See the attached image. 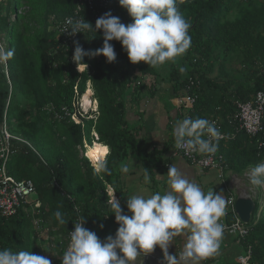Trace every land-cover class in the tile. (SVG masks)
I'll return each mask as SVG.
<instances>
[{
  "label": "trees",
  "instance_id": "trees-1",
  "mask_svg": "<svg viewBox=\"0 0 264 264\" xmlns=\"http://www.w3.org/2000/svg\"><path fill=\"white\" fill-rule=\"evenodd\" d=\"M32 2L36 10L32 8L29 13L39 12L35 13L36 17L41 16L43 11L47 13L39 23L33 14H26L23 18L24 29L21 32L16 29L14 22H9L8 12L4 9L9 5L0 3V29L3 30L4 25V30H8L5 35L8 49L13 50L17 56H13L6 63L8 75L12 79L7 115L11 132L27 138L37 147L41 146L45 151V159L41 162L32 150L22 145L11 157L8 172L17 180H31L34 183L35 199L43 204L40 211L43 221H46L51 210L54 215L57 211L62 213L66 223L62 225L61 232L64 233L60 235L63 238L60 245L61 254L55 262L53 261V264H61L63 253L69 244V234L74 231L73 225L80 217L85 218L84 227L94 232L101 242L108 236L115 238L119 225L107 205V199L111 196L110 189L116 192L122 214L131 215L116 172L117 166L130 151L135 150L142 155L138 131L133 133L128 128L127 105H138L140 110L137 114L141 115L142 96L147 93L153 95L154 92L146 90L142 84L137 85V80L141 77L157 79L160 74L157 68H151L144 63L131 64L121 43L115 40L110 42L116 54L115 62L110 64L103 56H85L82 63L87 65L88 69L79 74L75 70L76 64L71 61L74 44L72 48L65 50L61 39L50 26L55 19L72 16L79 0L40 2L38 5L41 10H37V1ZM176 4L191 25L188 31L191 46L182 57L183 63L187 65V77L182 78L177 68H171L169 82L174 91L186 90V94L195 99L188 115L182 120H222L221 131L234 133L235 138L230 141H218L216 154L220 158L219 164L223 173L231 171L236 175L240 174L249 166L264 160V149L257 150L254 139L238 130V124L233 119L236 102L250 101L257 92L264 89V0H176ZM235 9H239L238 17L232 21L228 20V15ZM12 10L17 22L20 18L17 16L18 7ZM99 10L101 16L110 12L125 25L133 22L127 11L120 7L119 0H111L110 8ZM79 16L84 22L92 25L94 32L85 31L76 42L85 52L101 49L103 32L95 31L94 15L83 7ZM32 23H38L36 27H39V32L42 30L41 34L32 27ZM32 31H35L33 35ZM59 45L61 47L57 48ZM235 52H240L244 59L241 64L245 71L243 80L228 78L216 82L210 78L216 67H219V72L223 74L225 55ZM137 71L141 76L137 75ZM0 79V84L3 82L0 87L1 122L9 96L8 83L2 69ZM87 82H91L95 90L98 116L95 121L89 119L82 123H73L69 119L68 122H61L68 143L59 149L50 143L45 134V126L42 129L36 128L38 120L43 118L41 109L51 106L62 116L69 114L70 117L73 114L75 87L83 94ZM19 94H23L31 104L27 108L29 111L25 108L18 112L15 121L17 125L13 126L12 114L16 110L15 100ZM31 111L36 112L32 120L30 117L34 113ZM92 131L96 137L93 142L95 144L91 143ZM83 140H88V145L97 149L99 162L102 156L108 153L104 161L111 172L110 175L95 174L94 168L86 159H79L76 149L82 145ZM169 145L172 147L171 156L174 140L170 141ZM25 152L28 157L23 155ZM140 159L146 160L147 155L141 156ZM36 163L39 164L38 168L34 165ZM162 168L167 169L164 164ZM144 169L146 170V167ZM158 171L162 172V169ZM52 179L55 184L51 183ZM257 210L255 203L252 217ZM29 211L30 209L25 207L12 217L0 218V250L10 248L13 251H31L34 254ZM252 217L247 225L249 234L242 244L250 247L253 262L264 264V218L253 225ZM224 220L228 224L233 222L230 212L224 215Z\"/></svg>",
  "mask_w": 264,
  "mask_h": 264
},
{
  "label": "clouds",
  "instance_id": "clouds-1",
  "mask_svg": "<svg viewBox=\"0 0 264 264\" xmlns=\"http://www.w3.org/2000/svg\"><path fill=\"white\" fill-rule=\"evenodd\" d=\"M119 5L133 22L125 25L110 12L98 18L95 31L102 30L103 47L85 52L74 42L72 60L77 70L87 68L82 63L85 56H103L108 63L115 62L116 54L110 44L114 40L121 43L131 64L144 63L151 68L175 62L190 48L188 31L191 25L180 13L176 0H119ZM67 23L71 25L67 32L72 36L94 32L92 25L83 19L73 21L69 18ZM13 56V50L0 45V64H6ZM173 136L177 149L211 157L218 150L221 133L207 119L185 118L174 127ZM121 171L127 173L129 169L123 167ZM94 172L111 174L106 161L96 163ZM166 176L164 194L128 197L126 203L131 215L122 214L116 192L110 189L107 205L119 225L115 238L108 236L101 242L94 232L84 227L85 218L80 217L73 225L74 231L70 232V242L61 264H135L138 258L153 254L157 247L163 253V264H202L218 254L224 233L220 219L229 201L213 189L205 193L174 165L168 168ZM144 179L146 183L149 181L147 170ZM249 180L253 186L264 187V162L251 168ZM55 218L61 225L66 223L60 211L55 213ZM179 237H184L183 247L177 254L170 255L169 247ZM0 264H51V261L31 251L5 248L0 250Z\"/></svg>",
  "mask_w": 264,
  "mask_h": 264
},
{
  "label": "crops",
  "instance_id": "crops-1",
  "mask_svg": "<svg viewBox=\"0 0 264 264\" xmlns=\"http://www.w3.org/2000/svg\"><path fill=\"white\" fill-rule=\"evenodd\" d=\"M154 82L155 85L151 88L154 94L147 93L142 96L141 106L143 107L141 108L143 113L141 115L138 116L137 114L140 110L138 105L131 103L127 105L128 125L133 133L137 131L139 133L138 141L141 144L142 155L135 150L130 151L128 156L116 168L123 196L127 200L128 197L133 195L149 197L157 192L164 194L167 191L166 175L168 168L174 165L189 180L198 184L205 193L209 189H213L214 193L222 194L226 199L228 192H233L236 187L234 180L238 174L236 175L231 171L219 173L216 170H199L181 158L170 156L172 147L170 148L169 142L174 140L173 129L178 122L182 121V116L185 115L177 100L184 96V92L174 91L169 79L161 82L154 80ZM145 155H147V159L141 160L140 157ZM86 157L88 158L87 153ZM104 158L105 155L102 156L101 161ZM163 164L167 166V169L162 168ZM123 167H127L129 171L127 173L122 172ZM144 167L149 173L147 183L144 179ZM159 169H162V172H159ZM220 174L223 176L221 180L219 178ZM263 218L262 210H257L252 217L253 225H256ZM223 219L224 216L221 217L220 221ZM183 244L184 237L177 238L174 244L169 247V254H177L182 249ZM245 251L246 247L236 241L234 236L223 233L218 254L202 261V264H237L235 259L244 256ZM135 264H163V253L157 247L153 254L138 258Z\"/></svg>",
  "mask_w": 264,
  "mask_h": 264
},
{
  "label": "built area",
  "instance_id": "built-area-1",
  "mask_svg": "<svg viewBox=\"0 0 264 264\" xmlns=\"http://www.w3.org/2000/svg\"><path fill=\"white\" fill-rule=\"evenodd\" d=\"M110 6L111 0H79L72 16L67 15L55 19L50 23V26L54 30L57 37L61 39L62 46L65 47L66 50L72 48L74 42H76L78 37L83 34L77 33L75 36H72L69 32H67L71 30V25L67 23L69 18L73 21L82 19L79 15L82 8L85 7L91 15H94L95 20H97L101 17L99 9L104 11L110 8ZM60 47L61 45L57 48ZM3 66L5 70V78L8 79L9 75L7 65L3 64ZM75 70L80 74L86 69L83 67L81 70L80 67L77 70L76 66ZM139 84L145 86L147 90H151L154 85L151 77H141L137 80V85ZM183 92L184 96L177 99L178 105H180L181 110L185 113L182 118L188 115V112L192 108L195 101L194 98L186 94V90ZM10 97L11 90L9 91L8 100L0 122V218L12 217L16 215L19 210H22L25 207H28L30 210H35L40 207V204L34 198V183L31 180H17L13 176L9 175L8 172L10 159L16 150L19 149L18 145L22 144L31 148L30 145L24 141V139L17 137L10 130L9 117L7 115ZM233 119L238 124V130H241L245 135L254 139V146L257 150L264 149V89L257 92L250 101L236 102ZM208 121L214 123L216 128L221 133L219 141H230L235 138L234 133H223L221 131V126L223 125L222 120L210 119ZM171 157L181 158L199 170H216L222 173L223 168L219 164L220 158L217 154L208 157L201 155L198 152L186 153L183 149H177L174 145ZM221 177L222 174L219 175V178ZM236 198V195L228 192L226 200H228L229 203L226 208L228 209V212L231 213L233 222L228 224L224 219L220 222L224 226V233L234 236L236 241L242 243L249 234V228L247 226L248 224L245 225L240 221L234 211ZM235 261L237 264H256L252 261V252L250 247H246L244 256L237 257Z\"/></svg>",
  "mask_w": 264,
  "mask_h": 264
},
{
  "label": "rangeland",
  "instance_id": "rangeland-1",
  "mask_svg": "<svg viewBox=\"0 0 264 264\" xmlns=\"http://www.w3.org/2000/svg\"><path fill=\"white\" fill-rule=\"evenodd\" d=\"M35 1H37L36 2L37 8H39L37 10H41L38 3L47 2L48 0H35ZM0 3H3L4 5H9V7H7V6L4 7V9L8 12L7 14L9 16V22L10 23L14 22V24L17 25L16 29L20 32L24 29V25H25V19H23L24 16L26 14H33L35 16L36 15L35 13H39V12H35V11L29 13L30 9L34 8V6H33L34 4H33L32 0H0ZM16 6L18 7L17 16L20 17L17 19V22H16L15 14L12 13L13 12L12 8L14 9ZM42 13H41V16H37V17L35 16L38 23L42 21V19L44 18V15H46L47 12L43 11ZM238 15H239V9H235L232 11L231 14L228 15L227 19L232 21L236 17H238ZM38 23H36V24L32 23V25H33L32 27L35 28L36 31L39 32V30H40L39 27H36ZM4 29H5V26L3 25V30L0 29L1 30L0 31V45H3L8 49L9 44L5 38V35L8 34V30H4ZM34 33H35V31H32V35ZM41 33H42V30H41V32H39V34H41ZM13 37H15V29L13 31ZM13 40H14V38H13ZM14 57L17 58V56H15V55H14ZM182 57L183 56L177 58L175 62H166L163 66L158 67L157 70H158V73L160 74V77H158L157 79L152 78V82L154 83V85H155L154 80H156L157 82H161L163 80L170 79L169 75L172 72L171 68H177L179 71H180V68H183L184 71L181 72V76H182V78H185L187 75L185 72L187 65L185 63H183ZM243 63H244V59H243V56L241 55L240 52L229 53V54L225 55V58H224V64L222 66L223 74H221L219 72V67H216L215 71L210 76V78L214 79L216 82H221L222 79H228V78L229 79H235V80H243L244 74H245V71L241 65ZM205 64H207V62ZM203 68H204V66H203ZM203 68L199 69V70L202 71ZM1 69L5 72L3 64H0V70ZM84 69H86L85 71H87L88 66H87V68H84ZM224 73H227V75H224ZM137 75L141 76L140 72H138ZM117 78H119V76H117ZM0 80L2 81V79H0ZM11 81H12V79L10 76L8 79L6 78V82L8 83L9 91L12 88L11 87V83H12ZM2 86H3V82H1V84H0V87H2ZM88 92L90 94L88 95L87 99L89 100L90 103L88 105V108L85 109V108L81 107V105H82L81 98H83L84 95L87 96ZM75 93H76V95H75L74 100H73V107H74L73 108V114L70 117H69V114L62 116L59 112H56L54 110V108L51 106H45L41 109L43 118L38 120V123L36 125L37 129H42V128H44V126L46 127L47 130L45 131V134L49 138L50 143H52V145H54L55 147H57L59 149H60V147L66 146L68 143V139H67L66 135H64L65 132L63 130V127L60 125L61 122H63V121L68 122L69 119H71V121L73 123H82V121L84 122L85 120L87 121L89 119H93L95 121L96 117L98 116V106H97V102L95 99V97H96L95 96V90L93 88L92 83L91 82L86 83L85 91L83 94H80L79 90L77 91V87H75ZM129 93H130V90L127 92L126 95L128 96ZM92 96H93V98H92ZM15 101H16L15 102L16 110L14 111V114H12L13 126L17 125L15 121H17L18 112L25 110V108L27 109L31 104L30 100H28L23 94L17 95V98ZM27 111H29V109H27ZM31 112L34 113V111H31ZM35 114H36V112L31 115V117H30L31 120L33 119V116ZM80 120H81V122H80ZM128 128H129V125H128ZM129 130H130V128H129ZM49 133H50V135H49ZM16 136L24 139V141H26L32 149L34 148V150H32L31 148L27 147V149L32 150V153L38 159L40 158L41 162H43V160L45 159V151L41 146L37 147V145H35L31 141H28V139L23 137V136H18V135H16ZM90 137L92 139L91 143H93L94 140H96V137H95L93 131L90 134ZM88 144H89L88 140H83L82 145L78 146L76 150L78 151V156H79L80 160L86 159V161L90 164V166L95 168L94 165L85 157L86 156L85 155V148ZM34 145L36 148L34 147ZM18 147L19 148L22 147V144L18 145ZM23 155L25 157H28L27 152H25ZM46 159H47V153H46ZM262 162H264V160ZM262 162H260V163H262ZM34 165H36V167H37L39 164L36 163ZM255 166L256 165L249 166L242 173L238 174L237 178L234 180L236 187L233 190V192L229 191V193H232V194L238 196V194L242 191L247 192V194H249L252 197L253 201L257 204L258 210H262V216H263L264 215V187L253 186L249 180L250 170H251V168H253ZM219 173H221V172H219ZM221 179H223V176L220 178V180ZM51 183L55 184L54 179L51 180ZM38 203L40 204V207L38 209L30 210L28 212V214H29L28 220L32 225V229H31L32 235H33L32 249L34 250L35 255L44 256L51 261V264H53V261L55 262L61 254V248H60L61 246L60 245H61V241L63 238L60 235L64 232H61L62 231L61 230L62 225L59 224V222L56 220L55 215L53 213V210L48 212V217H47L46 221L42 220V215H41L40 211H41L43 204H42V202H39V201H38ZM227 212H228V209L226 208L225 214Z\"/></svg>",
  "mask_w": 264,
  "mask_h": 264
},
{
  "label": "water",
  "instance_id": "water-1",
  "mask_svg": "<svg viewBox=\"0 0 264 264\" xmlns=\"http://www.w3.org/2000/svg\"><path fill=\"white\" fill-rule=\"evenodd\" d=\"M234 211L243 224H249L255 211V203L247 192L242 191L238 194L234 205Z\"/></svg>",
  "mask_w": 264,
  "mask_h": 264
},
{
  "label": "bare ground",
  "instance_id": "bare-ground-1",
  "mask_svg": "<svg viewBox=\"0 0 264 264\" xmlns=\"http://www.w3.org/2000/svg\"><path fill=\"white\" fill-rule=\"evenodd\" d=\"M83 69V67H81V70ZM88 90V89H87ZM90 93L88 92V94H87V96H85L84 95V97L83 98H81V100H82V105H81V107L82 108H85V109H87L88 108V105H89V100L87 99V97H88V95H89ZM92 98H93V96H92ZM80 104V103H79ZM92 108V107H91ZM90 108V109H91ZM81 110V109H80ZM84 113V112H83ZM93 144H95V143H93ZM92 144V145H93ZM86 151H87V156H88V160H91L94 164H96V163H98L99 162V156H98V154H97V149L95 148H93V147H91V145H87L86 146V148H85V155H86ZM108 154V153H107ZM106 156V155H105ZM86 157V156H85ZM87 158V157H86ZM90 161V162H91ZM91 162V163H92Z\"/></svg>",
  "mask_w": 264,
  "mask_h": 264
}]
</instances>
